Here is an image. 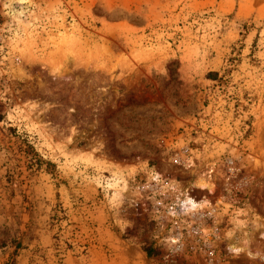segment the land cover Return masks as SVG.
<instances>
[{
    "label": "rangeland",
    "instance_id": "1",
    "mask_svg": "<svg viewBox=\"0 0 264 264\" xmlns=\"http://www.w3.org/2000/svg\"><path fill=\"white\" fill-rule=\"evenodd\" d=\"M10 2L0 264H264V0Z\"/></svg>",
    "mask_w": 264,
    "mask_h": 264
},
{
    "label": "bare ground",
    "instance_id": "2",
    "mask_svg": "<svg viewBox=\"0 0 264 264\" xmlns=\"http://www.w3.org/2000/svg\"><path fill=\"white\" fill-rule=\"evenodd\" d=\"M10 1H11V2H10L8 5H6V6H8L10 9H11L13 3H15V2H21V3H23V2H27V0H10ZM188 202L191 204L192 207H194V206L197 204L196 201H194L192 198H189V199H188Z\"/></svg>",
    "mask_w": 264,
    "mask_h": 264
},
{
    "label": "trees",
    "instance_id": "3",
    "mask_svg": "<svg viewBox=\"0 0 264 264\" xmlns=\"http://www.w3.org/2000/svg\"><path fill=\"white\" fill-rule=\"evenodd\" d=\"M145 251L147 252V254H148L149 256H152V255H154V254H157L156 249L153 248L152 246H148V247H146V248H145Z\"/></svg>",
    "mask_w": 264,
    "mask_h": 264
}]
</instances>
